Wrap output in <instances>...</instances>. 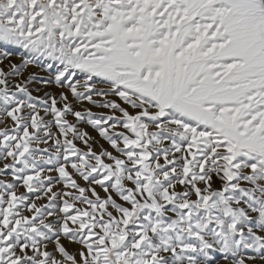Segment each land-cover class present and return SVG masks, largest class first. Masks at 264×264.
I'll return each mask as SVG.
<instances>
[{
	"label": "snow or ice",
	"instance_id": "snow-or-ice-1",
	"mask_svg": "<svg viewBox=\"0 0 264 264\" xmlns=\"http://www.w3.org/2000/svg\"><path fill=\"white\" fill-rule=\"evenodd\" d=\"M0 264H264V0H0Z\"/></svg>",
	"mask_w": 264,
	"mask_h": 264
},
{
	"label": "rangeland",
	"instance_id": "rangeland-1",
	"mask_svg": "<svg viewBox=\"0 0 264 264\" xmlns=\"http://www.w3.org/2000/svg\"><path fill=\"white\" fill-rule=\"evenodd\" d=\"M17 62H19L18 60H17ZM30 71H33V72H38L39 70L38 69H36V68H31L30 69ZM35 94V93H34ZM21 191H23V189H21Z\"/></svg>",
	"mask_w": 264,
	"mask_h": 264
}]
</instances>
